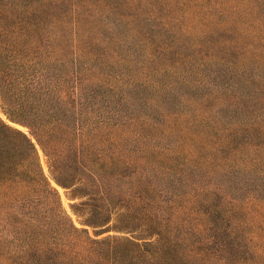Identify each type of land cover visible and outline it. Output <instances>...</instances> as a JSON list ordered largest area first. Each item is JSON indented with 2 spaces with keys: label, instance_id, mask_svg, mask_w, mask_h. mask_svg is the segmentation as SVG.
<instances>
[{
  "label": "rangeland",
  "instance_id": "1",
  "mask_svg": "<svg viewBox=\"0 0 264 264\" xmlns=\"http://www.w3.org/2000/svg\"><path fill=\"white\" fill-rule=\"evenodd\" d=\"M0 121V264H264V0H0Z\"/></svg>",
  "mask_w": 264,
  "mask_h": 264
},
{
  "label": "trees",
  "instance_id": "2",
  "mask_svg": "<svg viewBox=\"0 0 264 264\" xmlns=\"http://www.w3.org/2000/svg\"><path fill=\"white\" fill-rule=\"evenodd\" d=\"M0 139L7 141L11 145H20L14 151L11 149V147L8 148L5 151V155H6L5 157H10L12 159H18L23 164L24 160L22 157H26V156H28V154L35 155V149H34L33 144L31 143V141L22 132H20L18 130H14V129L6 126L1 121H0ZM22 145L27 148V151H24L23 149H21ZM4 149H5V147L3 148V150ZM24 153H25V155H24ZM13 168L16 169V167L14 166V163L10 164L8 162L3 161L0 164V169L5 173L8 172V176H10L9 170L13 169ZM41 176H42V173H41ZM55 180L58 184L62 185V183L60 181H58L57 179H55Z\"/></svg>",
  "mask_w": 264,
  "mask_h": 264
}]
</instances>
